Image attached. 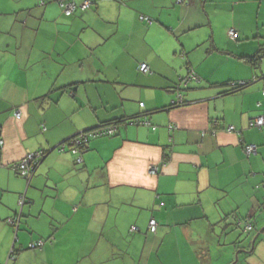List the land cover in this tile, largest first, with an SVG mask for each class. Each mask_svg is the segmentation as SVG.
Returning a JSON list of instances; mask_svg holds the SVG:
<instances>
[{
  "label": "crops",
  "instance_id": "crops-1",
  "mask_svg": "<svg viewBox=\"0 0 264 264\" xmlns=\"http://www.w3.org/2000/svg\"><path fill=\"white\" fill-rule=\"evenodd\" d=\"M93 1L0 0V264H264V0Z\"/></svg>",
  "mask_w": 264,
  "mask_h": 264
},
{
  "label": "built area",
  "instance_id": "built-area-1",
  "mask_svg": "<svg viewBox=\"0 0 264 264\" xmlns=\"http://www.w3.org/2000/svg\"><path fill=\"white\" fill-rule=\"evenodd\" d=\"M178 3L184 2V0H177ZM88 5V1H85L84 3L81 4V8H85ZM61 6H63V12L66 15L71 14L74 9L75 5L72 1H68L67 3H62ZM228 35L231 38H235V31L233 29H230L228 31ZM139 69L143 72H147L148 67L145 63H141L139 65ZM195 77V76H194ZM196 79V78H195ZM240 84H243V82H240ZM15 116L17 118L20 117L19 112L15 113ZM250 125L256 126V127H264V116H258L254 118L251 122ZM227 129L229 131L233 130L232 126H228ZM116 132V127L113 125H99L94 128H89L85 129L82 131H79L75 135L71 136L68 139V143H70V150L72 153H77L85 149L86 143L93 138L96 137H101V136H110L113 135ZM2 144V141L0 140V145ZM65 147V143H60L57 145L56 148L59 150H62ZM255 149V146L253 144H247L244 146V152L246 154L253 153ZM45 156L44 151H37L34 153H28L25 155L22 159L17 161L12 165V169L17 173V175L23 177V178H29L36 170L38 164L40 163L41 159ZM78 160H80L78 158ZM148 171L150 174H154L157 172V167L156 165H150L148 168ZM23 196L20 197L19 204H23ZM11 223H14V220H10ZM251 223L246 222L245 223V229H251ZM157 229V222L154 218H151L148 221V230L150 232H155ZM131 230H137L136 227L131 226ZM41 244V243H40Z\"/></svg>",
  "mask_w": 264,
  "mask_h": 264
},
{
  "label": "trees",
  "instance_id": "trees-1",
  "mask_svg": "<svg viewBox=\"0 0 264 264\" xmlns=\"http://www.w3.org/2000/svg\"><path fill=\"white\" fill-rule=\"evenodd\" d=\"M68 1H72L73 3H74V5H75V9H74V11L71 13V14H69V15H72L76 10H81V11H83V10H85V9H87V8H89L93 3H94V1L93 0H83V1H81V2H79V3H76L74 0H60V8H61V12L64 14V15H66L64 12H63V6H61V4L62 3H67ZM85 1H88V5L85 7V8H81L80 6H81V4L82 3H84ZM175 2L177 3V0H175ZM69 15H66V16H69ZM257 56V57H256ZM256 56H254L252 59H250L252 62L253 61H255V59H257L259 56L258 55H256ZM141 64V63H140ZM139 64V65H140ZM139 65H138V67H137V69H138V71L139 72H141V73H147L148 71H149V69L147 70V72H143V71H141L140 69H139ZM148 67V66H147ZM195 76V77H194ZM195 78H196V80H198L199 78L194 74V72H192V71H189V73H187L186 75H185V77H180L179 78V83H178V85H177V90H181V91H184L185 89H187L188 88V83H190V80H192V79H194L195 80ZM248 83L247 82H244L243 84H240V82L238 83V82H234L233 83V86H231V88L233 89V90H237V89H241V88H243V87H245L246 85H247ZM184 104H186L185 103V101L183 100V98H182V94L180 95L179 94V96H178V99L177 100H175L173 103H172V105L171 106H173V107H178V106H181V105H184ZM145 113H147V112H145ZM144 116V115H143ZM253 120V119H252ZM252 120H250L249 121V124H250V122L252 121ZM135 122L136 123H138V124H147L148 122L146 121V119L145 118H138V119H135ZM250 126H252V125H250ZM254 127H256V126H254ZM258 128H264V127H258ZM243 149H244V147H243ZM251 154V153H250ZM246 155H249V154H246ZM157 171H158V169H157ZM157 173V172H156ZM17 174V173H16ZM34 174V173H33ZM33 174L30 176V177H32L33 176ZM19 176V175H18ZM21 177V176H20ZM29 177V178H30ZM21 178H23V177H21ZM29 178H23V179H26V181L29 179ZM29 181V180H28ZM27 181V182H28ZM260 186H264V183H262ZM23 198H25V197H23ZM23 203H24V200H23ZM21 207V206H20ZM17 218H18V215L17 216H15L14 217V219H9L8 220V222L10 223V225H13L14 223H16V220H17ZM10 220H14L15 222L14 223H11L10 222ZM7 222V223H8ZM247 222H249V221H247ZM8 223V224H9ZM252 228H253V225H251V229H245V224H244V229L246 230V231H250V230H252ZM130 231L131 232H133V231H135V230H131V227H130ZM149 231V230H148ZM150 232V231H149ZM156 232V231H155ZM155 232H150V233H155ZM35 247H41V244L37 241V242H34V243H29L28 244V248H30V249H33V248H35ZM13 250V249H12Z\"/></svg>",
  "mask_w": 264,
  "mask_h": 264
},
{
  "label": "rangeland",
  "instance_id": "rangeland-1",
  "mask_svg": "<svg viewBox=\"0 0 264 264\" xmlns=\"http://www.w3.org/2000/svg\"><path fill=\"white\" fill-rule=\"evenodd\" d=\"M156 222H157V221H156ZM251 223H253V221H251ZM157 224H158V223H157ZM241 230H242V228H241ZM243 232H244V231L242 230V231H241V234H242V235H243ZM248 234H250V233H248Z\"/></svg>",
  "mask_w": 264,
  "mask_h": 264
},
{
  "label": "water",
  "instance_id": "water-1",
  "mask_svg": "<svg viewBox=\"0 0 264 264\" xmlns=\"http://www.w3.org/2000/svg\"><path fill=\"white\" fill-rule=\"evenodd\" d=\"M30 179H31V177H30L28 180L30 181ZM28 180H27V181H28ZM29 181H28V182H29Z\"/></svg>",
  "mask_w": 264,
  "mask_h": 264
}]
</instances>
